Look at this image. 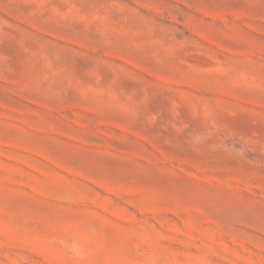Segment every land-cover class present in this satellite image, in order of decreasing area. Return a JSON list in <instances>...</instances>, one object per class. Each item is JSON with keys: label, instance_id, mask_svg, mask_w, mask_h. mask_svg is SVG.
I'll return each instance as SVG.
<instances>
[{"label": "rangeland", "instance_id": "obj_1", "mask_svg": "<svg viewBox=\"0 0 264 264\" xmlns=\"http://www.w3.org/2000/svg\"><path fill=\"white\" fill-rule=\"evenodd\" d=\"M0 264H264V0H0Z\"/></svg>", "mask_w": 264, "mask_h": 264}]
</instances>
